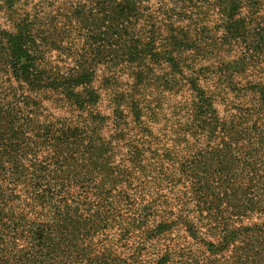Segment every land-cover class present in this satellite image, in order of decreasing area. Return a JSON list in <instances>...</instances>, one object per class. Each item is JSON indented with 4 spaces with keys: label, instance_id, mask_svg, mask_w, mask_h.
<instances>
[{
    "label": "trees",
    "instance_id": "obj_1",
    "mask_svg": "<svg viewBox=\"0 0 264 264\" xmlns=\"http://www.w3.org/2000/svg\"><path fill=\"white\" fill-rule=\"evenodd\" d=\"M35 1L0 0V264H264V0Z\"/></svg>",
    "mask_w": 264,
    "mask_h": 264
},
{
    "label": "rangeland",
    "instance_id": "obj_2",
    "mask_svg": "<svg viewBox=\"0 0 264 264\" xmlns=\"http://www.w3.org/2000/svg\"><path fill=\"white\" fill-rule=\"evenodd\" d=\"M37 2H39L40 0H36ZM35 1V2H36ZM47 2L44 3L43 7H44V10L46 11L47 16L46 18H51V17H55L57 14V10L58 12H64V5L68 2V1H72V0H46ZM212 14V23L209 24V27L210 28H213L215 26V22H217V24L221 23L222 22V14L219 10H215V11H212L211 12ZM264 14V11H260V15ZM63 21V19H61ZM3 21V15L0 14V22ZM216 37H220L221 36V31H217L216 32ZM49 41H54L55 43H57L56 45H59V41H61L62 43V46H64V37H63V27L62 25H60V22H58V27L56 29V35L54 36V38H51V40ZM52 42V43H54ZM51 49L49 50V53L47 55L48 58L50 59V61H52L53 63H56V64H60L62 65L58 59L61 58V52L59 49H56L54 48L53 46L50 47ZM224 56V55H223ZM226 56V55H225ZM222 57L225 61L226 60H229L230 58L229 57ZM215 58L213 57L211 60H214ZM209 63V61L206 63V65ZM263 66H264V62H263ZM263 70L262 73H264V69H261ZM166 71H168V68L167 67H160L157 69L156 73L161 75V73H165ZM256 73L258 70H254ZM259 74L257 77H254V76H251L248 78H253L255 79L256 81L257 80H261V81H264V74ZM213 78V77H212ZM245 81V80H244ZM214 83H213V80H209L208 83L206 84V86L214 91ZM223 97V99L221 98ZM218 96L216 99V106L217 108L219 109L220 113L222 115H225L226 111L225 109L227 108V104L228 102L230 101H237L236 99H233V95L232 94H227L225 95V93L223 94V96ZM241 100H244V102L247 101V98H241ZM170 96L168 94V92H165L163 94V97H162V105H163V112L167 115H169L170 113V109H168L170 107ZM262 221H264V219L262 218V216L258 213H255L253 215H247L245 216L243 219H239V222L240 224H245V225H251V224H254V223H261ZM262 246H264V239L262 240Z\"/></svg>",
    "mask_w": 264,
    "mask_h": 264
}]
</instances>
